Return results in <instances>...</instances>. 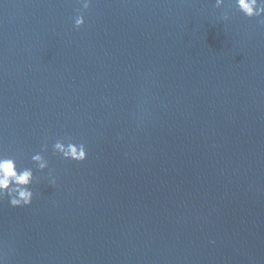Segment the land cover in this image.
<instances>
[{"label":"water","instance_id":"1","mask_svg":"<svg viewBox=\"0 0 264 264\" xmlns=\"http://www.w3.org/2000/svg\"><path fill=\"white\" fill-rule=\"evenodd\" d=\"M261 19L233 0H0V153L37 177L31 206L0 200V261L264 264Z\"/></svg>","mask_w":264,"mask_h":264},{"label":"clouds","instance_id":"2","mask_svg":"<svg viewBox=\"0 0 264 264\" xmlns=\"http://www.w3.org/2000/svg\"><path fill=\"white\" fill-rule=\"evenodd\" d=\"M92 0H79L83 5V9L87 10L91 7ZM235 7L249 18L261 17L264 18V0H233ZM225 0H215L217 9L224 7ZM80 13L75 18V27L81 28L85 24V18L79 9ZM223 19H229L228 12L223 14ZM264 24V19H261ZM48 150L47 144L42 146V150L31 156L37 170L43 172L49 169V161L46 159L44 152ZM54 153L61 155L65 160L83 162L87 159V147L83 143L73 142L71 139L67 143L64 140H57L53 144ZM48 180L51 185L56 184V178L51 171L48 172ZM37 181V177L33 168H21L17 160L0 153V200L7 199L12 207H28L31 206L35 198V191L32 186ZM0 264H3L0 261Z\"/></svg>","mask_w":264,"mask_h":264}]
</instances>
